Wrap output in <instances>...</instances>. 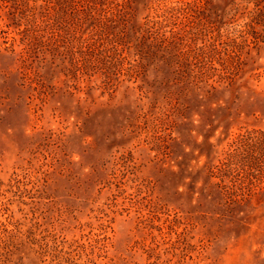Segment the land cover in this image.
<instances>
[{
    "label": "rangeland",
    "instance_id": "obj_1",
    "mask_svg": "<svg viewBox=\"0 0 264 264\" xmlns=\"http://www.w3.org/2000/svg\"><path fill=\"white\" fill-rule=\"evenodd\" d=\"M0 264H264V0H0Z\"/></svg>",
    "mask_w": 264,
    "mask_h": 264
}]
</instances>
